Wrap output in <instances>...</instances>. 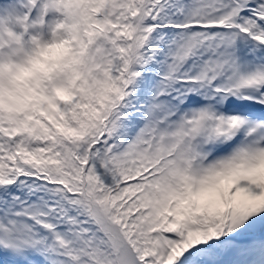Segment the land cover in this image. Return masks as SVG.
<instances>
[{
	"label": "snow or ice",
	"instance_id": "6c2138e0",
	"mask_svg": "<svg viewBox=\"0 0 264 264\" xmlns=\"http://www.w3.org/2000/svg\"><path fill=\"white\" fill-rule=\"evenodd\" d=\"M18 8L0 264H264V0Z\"/></svg>",
	"mask_w": 264,
	"mask_h": 264
},
{
	"label": "clouds",
	"instance_id": "9594fccd",
	"mask_svg": "<svg viewBox=\"0 0 264 264\" xmlns=\"http://www.w3.org/2000/svg\"><path fill=\"white\" fill-rule=\"evenodd\" d=\"M28 27L19 8L0 15V50L5 56L23 55L25 35L29 42L33 35L28 33Z\"/></svg>",
	"mask_w": 264,
	"mask_h": 264
}]
</instances>
